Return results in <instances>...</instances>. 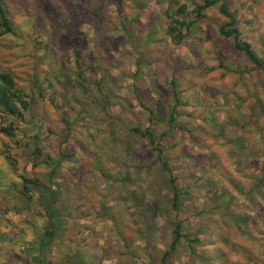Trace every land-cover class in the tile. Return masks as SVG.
Segmentation results:
<instances>
[{
  "label": "clouds",
  "instance_id": "1",
  "mask_svg": "<svg viewBox=\"0 0 264 264\" xmlns=\"http://www.w3.org/2000/svg\"><path fill=\"white\" fill-rule=\"evenodd\" d=\"M0 264H264V0H0Z\"/></svg>",
  "mask_w": 264,
  "mask_h": 264
}]
</instances>
